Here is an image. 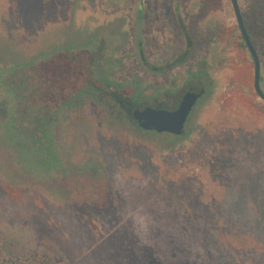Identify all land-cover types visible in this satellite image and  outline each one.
<instances>
[{
    "label": "rangeland",
    "instance_id": "rangeland-1",
    "mask_svg": "<svg viewBox=\"0 0 264 264\" xmlns=\"http://www.w3.org/2000/svg\"><path fill=\"white\" fill-rule=\"evenodd\" d=\"M174 2L191 12L202 4L206 15L185 30L215 36L187 60L206 79L182 134L133 125L124 109L94 97L86 73V93L60 106L42 130L33 128L39 125L26 97L33 85L11 81L18 65L54 55L85 70L93 54L109 57L121 67L110 79L125 80L101 88L129 95L136 82L144 102L156 94L172 107L185 67L146 71L135 52L161 65L183 47L166 10ZM237 2L242 11L245 0ZM240 40L229 0H0L1 257L12 264H133L141 250L168 262L171 254L155 247L162 238L143 246L139 236L148 230L143 221L163 215L200 239H218V264H264V102L252 90V61ZM258 59L264 92V57ZM97 62L95 75L108 70L104 57Z\"/></svg>",
    "mask_w": 264,
    "mask_h": 264
},
{
    "label": "trees",
    "instance_id": "trees-1",
    "mask_svg": "<svg viewBox=\"0 0 264 264\" xmlns=\"http://www.w3.org/2000/svg\"><path fill=\"white\" fill-rule=\"evenodd\" d=\"M240 13L246 34L257 56L264 57V0H245L243 10ZM240 44L245 48L242 39L240 40ZM68 59L69 58L65 54L54 55L52 58L40 59L32 63L27 69L24 64L18 65L19 68L14 73L16 77H14V82L11 81L12 84L33 85V91L31 93L29 92L26 96L28 101H33L32 105L30 107V105L25 104L24 110L21 111L22 113L20 114L23 118L25 114L24 111L27 109H25V107L33 109L36 115L31 117L33 118V124L34 126L39 125V127H33L34 129L42 130L44 125L47 123L51 124L54 121L55 111L59 109L60 106L69 104L72 97L78 96L80 93H86L85 88H81L83 82H86L83 72L79 70L78 73H75L78 64L69 62ZM23 68L25 69L22 71L21 69ZM95 89L97 93H102V89ZM118 91L110 90L108 94L111 98L117 97L118 101L120 100L123 102V105L126 106L127 103L125 104V100L122 99L123 97L121 98L113 94L118 93ZM124 94L127 99L131 101V104L138 101L136 100V96L139 94V91L136 89L129 93V95L126 92ZM26 97L23 98L26 99ZM94 97L115 107V104L112 103L113 101H109L108 96L105 97L102 94H95ZM116 108L122 110L120 107L116 106ZM43 114H46V120ZM126 119L137 126L128 115ZM33 128H31V130ZM35 138L37 137L35 136L34 139ZM183 175H185V171L182 172L179 178L180 181ZM203 186L207 185L200 183L199 187H201V190ZM170 219L171 217H163L162 215L160 218H155L153 223L143 221L144 228L148 230L145 232L140 231L142 234L139 235L142 237L140 243H142L143 246H152L156 242L154 236L156 238L157 236L158 238H162L163 241L156 242L155 247L157 245V248L160 249L162 253L169 252L171 257H169L170 260L168 262L162 261L160 264H218L219 259L217 255L218 251H220V248H218V239L212 236L204 237L203 235L200 239L199 235L194 233L195 230L185 229L179 226L183 225L182 220L170 221ZM156 227L158 228L156 229ZM196 231L198 230L196 229ZM145 251H148V247H146ZM2 252L3 251L0 249V264H12L13 261H6L1 257ZM136 255L138 256V260L134 258L135 262H133V264H157L153 261L154 257L146 256V253H142L141 250H138V252L136 251ZM35 264H48V262L45 259H38Z\"/></svg>",
    "mask_w": 264,
    "mask_h": 264
},
{
    "label": "flooded vegetation",
    "instance_id": "flooded-vegetation-1",
    "mask_svg": "<svg viewBox=\"0 0 264 264\" xmlns=\"http://www.w3.org/2000/svg\"><path fill=\"white\" fill-rule=\"evenodd\" d=\"M139 4H140V7H138L135 10V16L137 15V20L139 22L138 26H141V24L144 21V17H145V14H144V10L145 9H143V3H139L138 2L137 5H139ZM237 4H238V2H237ZM238 8H239V6H238ZM191 9L192 8L190 7V5L186 4L185 2H174V3H171L170 6L166 9L167 10V14L170 15L171 20L174 23H176L177 25L180 26V33H181L182 42H183V47L181 49L177 50L175 52L174 56L171 59H169L167 61V63L161 64V65H153L151 63H148V61L145 59V57L143 56V51H141V50L137 51L136 50V52H135L137 54L139 60H141L143 62V66H141L142 69H144L146 71H151L153 73H158L159 74V73L165 71L167 68H169L170 65L171 66L172 65L176 66V65L180 64V65H183L185 67L184 69H185V72H186L187 76H186V79L184 81V85L182 86V87H184V90L181 93V95L179 96L178 100L174 102L172 107H165L164 105L159 103L160 101H162V98L160 99V98L156 97L157 96L156 94L152 97L151 102H144L145 101L144 98H140L137 95L136 96V100H138V101H136V103H134V104H131V101H129L127 99L126 95L124 94L125 91H118V93H113L115 96L118 95L121 98L123 97L122 99L125 100V104L127 103L126 106L123 105V102H121L120 100H119L120 101L119 102L117 97L111 98V96L108 94V93H110V90L106 91L103 88H101L102 83L106 84V82H111L113 84H116V83L121 82V81H123L125 79H123L122 77H120L118 80L110 79V77L108 76L110 74V72L111 71L115 72V70L116 71L119 70V72H121V67L119 65L115 64V63L112 65L111 61H110L111 59L109 57L107 58V57L103 56L104 57V61L108 65V70L107 71L101 70L100 67H99L98 71L96 72L97 75H95L93 73V68L99 66V65H95V63L97 61L99 62V61H101L103 59V57L100 59V57H101L100 54L98 56H95L93 54L92 59H89L90 62L88 63V66L89 65L90 66L88 67V69L85 70V67L79 65V69L76 66L75 73H78L79 70L81 72H83V73H86L87 74L86 77L90 81V83L87 85V88L92 89V93L93 94H102L105 97L108 96L109 101H113L112 103L115 104V106L120 107V109L121 108L124 109L126 114L129 117H131V111L134 108H136L138 106H142V105H147V106L154 107V108H164V109H168V110L174 109L177 106L178 102L180 101L182 95L186 91L191 90V91L197 93V92H199L202 89V92L199 94V96L196 98V100H195V102L193 104V106H194L195 103L197 104L198 100L205 93V85H203V84L205 83L206 73H205V71L201 72V70H199L197 73L192 72L190 70V66L186 67L187 66L186 65L187 64V60L188 59L190 60V58H192L194 56H198L196 54L197 51L203 52L204 49H205L206 44L208 42H211L212 40H215V36L212 37L213 35L211 33H209L208 35H205V32H206L205 30L206 29H203V30H199L198 29L195 34L194 33L191 34V30H189L188 32L185 30V26L187 27V26L196 25L195 23H197V18H198L196 16L199 15L201 18H203L206 15L205 8H204V6L202 4H200V5H198V7L194 8L192 12H191ZM158 10H160V9H158ZM163 10H162V12H163ZM239 11H240V8H239ZM159 13H160V11H159ZM163 14L165 15L166 13L163 12ZM240 15H241V13H240ZM167 21H169V20L167 19ZM242 22H243V20H242ZM236 28H237V31H238L237 24H236ZM240 38H241V36H240ZM139 44H140V39L137 42V45H139ZM92 53H93V51H92ZM203 55H205V53H203ZM69 59H72V58H69ZM69 62L74 63V61H71V60H69ZM75 63H78V62H75ZM112 66L117 67V69H115V67H112ZM202 66L204 67V63H203ZM93 75H95L96 77L93 78ZM193 80H196V81L194 83H192ZM86 84H87L86 82H83L81 88L83 89L84 88L83 86H85ZM136 87H137V85H136V82H135L134 87H132V91L134 89H138ZM95 88L102 89V91H101L102 93H97ZM85 90H86V88H85ZM66 105L67 104H65L64 106H66Z\"/></svg>",
    "mask_w": 264,
    "mask_h": 264
},
{
    "label": "water",
    "instance_id": "water-1",
    "mask_svg": "<svg viewBox=\"0 0 264 264\" xmlns=\"http://www.w3.org/2000/svg\"><path fill=\"white\" fill-rule=\"evenodd\" d=\"M229 2L239 34L252 61V90L264 102V92L259 85L260 65L258 56L245 32L237 0H229ZM201 92L202 89L197 93L191 90L186 91L177 106L170 110L147 105L138 106L131 111V117L141 130L180 135L183 133L186 117Z\"/></svg>",
    "mask_w": 264,
    "mask_h": 264
}]
</instances>
